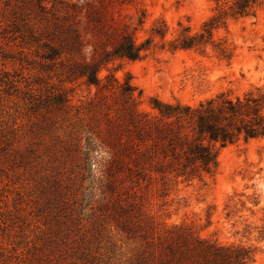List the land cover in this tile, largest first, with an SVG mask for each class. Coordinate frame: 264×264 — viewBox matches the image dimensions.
<instances>
[{"label": "rangeland", "instance_id": "374dc122", "mask_svg": "<svg viewBox=\"0 0 264 264\" xmlns=\"http://www.w3.org/2000/svg\"><path fill=\"white\" fill-rule=\"evenodd\" d=\"M83 1L93 15L87 40L98 58L111 49L105 30L127 29L142 43L165 22L171 39L180 23L200 31L215 7L213 0ZM38 11L32 0H0V264H153L140 259L145 241L123 233L110 215L132 199L120 182H113L115 193L107 189L116 137L105 102L96 87L55 77L44 57L47 22ZM218 38L237 49L231 64L211 49L172 54L159 46L141 60L111 63L101 77L131 81L144 110L154 98L196 106L264 86V9L256 19L232 21ZM60 90L73 100L65 118L48 107ZM92 99L96 106L88 105ZM219 161L214 181L170 183L163 197L150 194L120 215L121 226H152L156 237L187 227L220 246L249 249L252 264H264V140L229 146Z\"/></svg>", "mask_w": 264, "mask_h": 264}, {"label": "trees", "instance_id": "16d2710c", "mask_svg": "<svg viewBox=\"0 0 264 264\" xmlns=\"http://www.w3.org/2000/svg\"><path fill=\"white\" fill-rule=\"evenodd\" d=\"M32 1L39 10L37 16L47 22L43 35L49 42L43 43L44 57L55 77L62 84L84 81L89 87H96L105 102V120L115 129L116 137L107 189L115 193L113 182H120L126 185L132 199L129 208L114 206L110 215L123 233L145 241L146 249L140 259H153V264H252L249 249L220 246L187 227H174L157 237L152 226L139 225L129 230L121 226L120 215L133 213L150 194L163 197L170 183L207 185L216 179L225 148L264 140V86L243 96L221 93L196 106L154 98L150 110H144L140 105L142 94L137 96L131 81L122 83L113 74L104 78L101 74L113 62L141 60L159 46L172 54L195 51L205 55L211 49L220 60L231 64L237 49L228 40L219 39L218 33L228 30L232 21L256 19L264 9V0H213V14L200 31L194 32L192 26L180 23V30L171 39L165 22H158L151 37L142 43L127 29L111 33L105 30L103 35L110 38L111 49H104L101 58L93 53H98L96 48L90 51L87 40L93 29L89 25L93 15L88 3ZM97 22L103 26L99 18ZM144 23L140 19L139 24ZM31 37L35 43L41 41L33 29ZM33 99L28 104L32 110L37 107ZM88 105L96 106L97 101L92 99ZM48 107L57 118H65L74 108L73 100L62 90L56 92ZM149 231L154 236H149ZM137 233L141 235L134 236Z\"/></svg>", "mask_w": 264, "mask_h": 264}]
</instances>
